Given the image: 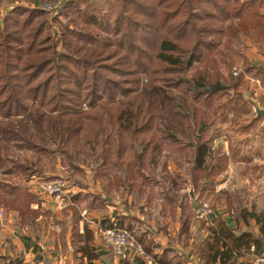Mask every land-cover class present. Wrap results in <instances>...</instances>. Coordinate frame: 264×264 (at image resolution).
Listing matches in <instances>:
<instances>
[{
	"label": "trees",
	"instance_id": "trees-1",
	"mask_svg": "<svg viewBox=\"0 0 264 264\" xmlns=\"http://www.w3.org/2000/svg\"><path fill=\"white\" fill-rule=\"evenodd\" d=\"M53 1L6 0L10 9L0 13L3 174L18 182L38 175L16 155L24 147L40 157L58 155L79 175L88 155L100 173H112V186L133 193L148 185L146 173L166 152L192 161L189 183L203 194L199 179L213 180L225 162L213 164L208 121L247 108L242 77L231 76L230 55L220 47L238 30L264 40L257 7L242 0H104L111 1L104 11L97 0H69L50 16L41 6ZM234 19L238 26L226 25ZM11 185L0 186V202L29 216L32 197ZM165 195L178 201L174 192ZM254 216L264 235V214ZM213 233L221 240L213 234L204 264H234L249 249L262 254L258 240ZM81 240L79 251L91 262L92 236L85 231Z\"/></svg>",
	"mask_w": 264,
	"mask_h": 264
},
{
	"label": "crops",
	"instance_id": "crops-1",
	"mask_svg": "<svg viewBox=\"0 0 264 264\" xmlns=\"http://www.w3.org/2000/svg\"><path fill=\"white\" fill-rule=\"evenodd\" d=\"M247 1L253 2V6L257 7L259 15L264 19V0L240 2ZM15 4L34 8L33 3ZM10 6V4L2 6L0 13L9 10ZM238 24L239 20L234 19L226 25L238 26ZM242 35L243 37H239L241 45L235 50L239 60H236L234 65L238 68L236 76L242 77L243 85L240 86V93L242 89L243 95L255 94L258 90L264 93V40L257 41L253 36ZM227 48L234 58L236 55L232 47L227 46ZM245 100L264 110L258 101H250L247 98ZM250 108L248 105L247 109ZM230 126L232 129L229 131L227 129V132L224 131L213 137V149L218 148V153L213 154L215 158L213 164L225 161L224 168L213 178L211 192L206 195L200 194L198 204L194 198L189 196L188 203L183 194L180 192L178 194L185 185L182 188L177 187V181L173 178L175 194L179 195L178 201L173 204L166 200L167 203L165 202L164 205H167V210L162 213L159 220L148 210V205L141 203L144 186L133 193L123 192V187L117 189L111 185L113 179L110 172L99 173L95 179L98 182L105 181V188L97 182L80 185L74 177H83L86 173L84 171L82 175L75 174L72 178L74 183L69 185L59 200L34 191V195L30 194L33 201L28 206L29 216L19 217L17 211L9 210L4 219H0V264H204L201 257L206 254V248L213 245V234L221 240L220 235L213 232H219L221 229L226 231L228 236L231 235V239L246 236L249 241H260L262 254L259 255L264 256V235H261V225L254 216V214L256 216L264 214V119L255 115L252 121H237L234 125L230 122ZM253 155L259 156L258 164L251 163ZM26 157L31 156L26 155ZM180 157L184 164L180 168L186 169L184 173L178 172L181 173L180 175L187 172L188 176L194 165L192 161H186L184 156ZM42 158L32 159L37 162ZM41 167L37 166L35 170L40 176L47 174L41 173L49 171L45 169L46 166ZM157 168H159L158 161L154 168L146 173L149 183L152 180L151 175L156 174ZM50 169L58 175L61 170L60 160L57 159ZM3 173L4 171L0 170V176L2 175L3 178L2 181L0 180V186L11 185L6 179L7 175ZM258 175L259 178L255 180ZM168 179L172 180V178ZM183 183H187L186 188L193 191L189 178L183 180ZM19 187L23 188L24 183H19ZM234 188L250 193V198L256 195L252 204L257 212L248 209L249 197L248 201L243 197L242 202L231 203L229 195L234 192ZM93 190L101 193H97L86 208L83 204L89 201L88 196L92 195ZM210 194L214 197L212 212L205 221H199L196 219V209ZM162 207L163 205H159L158 209ZM113 225L133 236L147 259L137 256L132 251L127 252L126 259L115 257L102 239V230ZM85 231L92 236L96 256L91 262L79 251L80 247L85 246L81 240ZM251 250L241 251L234 264H250L253 256ZM215 264L220 263L216 261Z\"/></svg>",
	"mask_w": 264,
	"mask_h": 264
},
{
	"label": "rangeland",
	"instance_id": "rangeland-1",
	"mask_svg": "<svg viewBox=\"0 0 264 264\" xmlns=\"http://www.w3.org/2000/svg\"><path fill=\"white\" fill-rule=\"evenodd\" d=\"M5 1L6 0H0V6L6 5ZM106 2L104 0H98L99 6L101 5L103 7L104 11H108L109 5H111V1L108 2V3H106ZM48 14L50 16H52L50 13H48ZM239 37H243V35H242L240 30L236 31L234 36H232L231 38H227V39L223 40L222 45L220 47V49L225 51V52H226V49L229 50L227 48V46H230V48L232 47V49H233V51H234V53L236 55V56H234V58L227 51L228 54L230 55V62H232V67H234L236 60H239L238 59L239 56L237 55V53L235 51L237 48H239V45H241V44H239L240 43ZM234 72H236V73L238 72V68L237 67H234V70L233 69L230 70L231 76L233 78H236L237 76L233 75ZM242 92H243V89H242ZM239 93H240V91H239ZM242 95H243V93H242ZM244 95H246L245 98H247V100L250 99V101L251 100L252 101L254 100L256 102L258 101L259 105L264 107V93L260 92V90H258V92L255 93V94H244ZM244 95H243V98H244ZM245 98H244V103H245L247 108H248V105H249V108L251 107L250 109L246 108L243 111H235L234 109H227L225 111L222 110L219 113V117H217L215 115L216 114L215 113L214 117L211 119L212 120L211 124H210V121H208V133L207 134L214 137V136L219 135L220 133L226 131L227 129L229 131L230 129H232L231 126L229 127L230 122H232V125H234L237 121L247 122V121L254 120L255 113L253 111V107L251 105V102L250 103L247 102L245 100ZM214 109H216V107H214L212 110H214ZM220 115H223L225 118L220 119ZM229 119L231 121L227 122V120H229ZM218 125H220L221 127L218 126ZM220 128H222V130ZM19 144H21V142H18V145ZM51 148H54V147L52 146ZM217 149H214V151L216 153H218ZM16 155L20 156V159L25 158V159L30 160V162H32V164H33L32 166H33L34 170L36 169L37 166H42L41 168H43V167L45 168V166H46L45 169H47L49 171L41 172L42 174L43 173L44 174L47 173L45 175H42L43 176L42 178L44 179V181H55L57 178L62 179L65 182V184H67L65 189H64V192L69 187V185L71 183L72 184L74 183L72 178L75 176L76 173L72 172L67 167H62L61 166V170L58 173V175H56L57 172H53L50 169L51 167H53V164H54V162L57 159L60 160V157L58 155H51V158L50 157H43L41 160H37V162H34L33 161L34 159H32V158H38L40 156L35 154L34 152L28 150L25 147L21 148V150L18 151L16 153ZM26 155L31 156V157L27 158ZM247 156H249V154ZM258 158H259V156L253 155L251 163L258 164V162H259ZM16 159H18V158H16ZM20 159H18V160H20ZM83 160L85 162L83 164H85L86 166L85 165H80V166H81L82 170L85 171L86 173H85V175L83 177L75 176L74 178L76 179V182L79 183L80 185H84V184L88 185V184H92V183H96L97 182V183H99V185H101L103 188H105V181H102V182L99 181L98 182V180H95L96 177H98L99 173L101 172L98 169L99 163H97L95 165V163H94L95 159L91 158L88 155H84L83 156ZM40 162H41V164H40ZM243 164H244V162H243ZM158 166H159V168H157L156 174L151 175V178H152V180H150L151 182L148 184V186H145V188H144V195L141 197L142 198L141 199V203L143 202L144 205H146V206L148 205L147 206L149 208L148 210L150 212H152V215H154L156 218H158L160 220V217H161L162 213H165L166 210H167V205H164V204H166L167 201L169 202V200L165 198V190L167 189L168 191L174 192V194H175V190H176L175 186H173V183H171V186L168 185V183L171 182V181H169L168 178H172V179L174 178V180L177 181V187H181L182 188L185 185L184 188L182 189V191H178V194L180 192L181 194H183L185 196V199H187V200L189 199V192H190L189 189L190 188H186V184L187 183H183V180H187L188 179L187 172L185 174H183L184 177H183V175H180L181 173H179V172L184 173L185 172L184 170L186 169V168H180L181 166H184V164H183V159L179 155H174V154L173 155H169L166 152H163L160 155V157H159ZM35 172L37 173L38 171L35 170ZM34 176L35 177L36 176L39 177L40 174L39 173H38V175L33 174L32 177H34ZM6 177H7L6 179L11 182V184H12L11 186L18 185V187H19V183L20 184L24 183V187L25 188L23 187V189H25L27 193H29L31 195H34L33 194L34 193V189H32V187L30 185V179L32 177L28 181H25V182H18V180L13 175L12 176H6ZM181 178L183 180H181ZM258 178H259V175L255 178V180L258 179ZM2 179L3 178H2V175H1L0 176V180L2 181ZM199 180L200 181H198V185L205 186L204 187V191L205 192L203 194L206 195L209 191L211 192V190H212L211 189L212 179L210 178V180H208V178L202 177ZM26 183H27V185H26ZM178 183H180V184H178ZM96 187L99 188V186H96ZM165 187H168V188L165 189ZM255 187H256V185H255ZM99 192L100 191L93 190L92 191V195L91 196L89 195L90 197L88 196V200L89 201H85V204H83V206L88 208L87 204L90 203V201H92L93 198L96 197L95 195L97 193H99ZM102 194H103V190H102ZM192 195H193V198L195 199V202L198 204L200 202L199 197H201L200 196V192H195L193 190L192 191ZM249 195H250V193H248V192H245L243 190L234 188V192L231 195H229V196L231 198V200H230L231 203H234V202L239 203V201H241L243 197H244L245 200L248 201L247 198L248 197L250 198ZM49 197H54L55 199H58V200L60 199V197L58 198V196H49ZM61 197H62V195H61ZM213 198H214L213 195L210 194L206 198L207 200L204 202L210 208H212V205H213ZM255 198H256V195L255 196L253 195V197L250 198V201H249L250 202V206L248 205V209L251 212H257L256 209L253 207V204H252V202L254 201ZM224 199L225 198L223 197L222 200H224ZM188 203H189V200H188ZM159 205H163V207H165V206L166 207L165 208L162 207L161 209H158ZM238 205H240V204H238ZM0 210L2 211V216L0 217V219L3 220L4 217H5V214L9 213V209L7 207L3 206L2 202H0ZM113 226H116V225H113Z\"/></svg>",
	"mask_w": 264,
	"mask_h": 264
},
{
	"label": "built area",
	"instance_id": "built-area-1",
	"mask_svg": "<svg viewBox=\"0 0 264 264\" xmlns=\"http://www.w3.org/2000/svg\"><path fill=\"white\" fill-rule=\"evenodd\" d=\"M69 0H55L51 3H46L41 6L42 10L53 15L57 8H60L62 2ZM234 76L237 75L236 72L233 73ZM30 185L32 189L37 194L45 196H58V198L63 194L64 189L67 184L57 178L55 181H44L42 176H34L30 179ZM212 212L206 203L199 204L196 209V219L199 221H205L207 216ZM2 216V211L0 210V217ZM103 242L111 249V252L115 257L120 259H126V254L132 251L137 256L147 259L139 243L131 236L127 231L120 229L116 226H111L110 228L102 230ZM251 250V263L250 264H264V256L253 254ZM42 264V263H36Z\"/></svg>",
	"mask_w": 264,
	"mask_h": 264
},
{
	"label": "water",
	"instance_id": "water-1",
	"mask_svg": "<svg viewBox=\"0 0 264 264\" xmlns=\"http://www.w3.org/2000/svg\"><path fill=\"white\" fill-rule=\"evenodd\" d=\"M251 105L253 107V111H254L256 117H261L264 119V110L259 109L257 105H254L252 103H251ZM189 196H190V198H193L192 190H190Z\"/></svg>",
	"mask_w": 264,
	"mask_h": 264
}]
</instances>
